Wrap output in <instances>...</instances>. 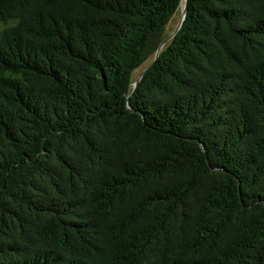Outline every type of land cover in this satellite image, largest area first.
<instances>
[{
  "label": "trees",
  "instance_id": "1",
  "mask_svg": "<svg viewBox=\"0 0 264 264\" xmlns=\"http://www.w3.org/2000/svg\"><path fill=\"white\" fill-rule=\"evenodd\" d=\"M182 5L0 0V264H264V0Z\"/></svg>",
  "mask_w": 264,
  "mask_h": 264
},
{
  "label": "water",
  "instance_id": "2",
  "mask_svg": "<svg viewBox=\"0 0 264 264\" xmlns=\"http://www.w3.org/2000/svg\"><path fill=\"white\" fill-rule=\"evenodd\" d=\"M187 5H188V0H183V7H182L181 12H180V19L178 21V24H177L175 30L165 40H163L161 42V44L158 46V49H157L156 54H155V59L158 57V54L161 51V49L163 48L164 44L169 39H171L178 32V30L180 29V27L182 26L183 21H184L185 16H186V13H187ZM146 70H144L143 72H141V74L139 75V77L137 78V80L134 83V87L137 86V84L139 83L140 79L142 78V76L144 75V73H145Z\"/></svg>",
  "mask_w": 264,
  "mask_h": 264
},
{
  "label": "bare ground",
  "instance_id": "3",
  "mask_svg": "<svg viewBox=\"0 0 264 264\" xmlns=\"http://www.w3.org/2000/svg\"><path fill=\"white\" fill-rule=\"evenodd\" d=\"M183 6V5H182Z\"/></svg>",
  "mask_w": 264,
  "mask_h": 264
},
{
  "label": "rangeland",
  "instance_id": "4",
  "mask_svg": "<svg viewBox=\"0 0 264 264\" xmlns=\"http://www.w3.org/2000/svg\"><path fill=\"white\" fill-rule=\"evenodd\" d=\"M174 27V26H173Z\"/></svg>",
  "mask_w": 264,
  "mask_h": 264
}]
</instances>
